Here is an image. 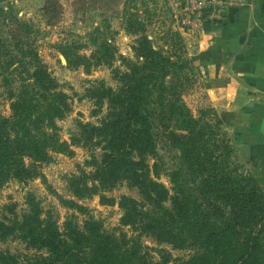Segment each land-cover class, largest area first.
I'll use <instances>...</instances> for the list:
<instances>
[{
	"label": "trees",
	"instance_id": "1",
	"mask_svg": "<svg viewBox=\"0 0 264 264\" xmlns=\"http://www.w3.org/2000/svg\"><path fill=\"white\" fill-rule=\"evenodd\" d=\"M56 3L44 0L48 21L55 17ZM15 26L10 40L21 59L0 62L5 91L0 95L9 102V115L0 113V190L11 180L35 179L50 152L70 153V146H81L90 152V171L69 178L70 194L76 199L98 195L100 204L112 205L104 192L125 182L139 199L119 197V224L137 234L115 236L94 220L81 227L67 221L61 234L28 194L21 215L0 220V241L17 237L36 253L21 259L0 251V264H264V190L252 175L231 168L233 150L217 114L209 108L193 116L183 103L179 73L188 62L155 50L140 35L133 48L136 61L123 59L125 70H115V89L102 82L85 89L97 112L103 105L107 111L97 124L79 123L68 143L57 135V121L71 109L68 97L36 50L21 45L29 27ZM111 51L102 46L95 55L75 61L64 50L62 54L70 66L88 71L111 58ZM159 137L171 142L180 160L167 173L170 189L158 182L155 162L149 163L158 156ZM66 204L79 208L73 201ZM141 236L191 253L172 261L160 251L152 262Z\"/></svg>",
	"mask_w": 264,
	"mask_h": 264
},
{
	"label": "rangeland",
	"instance_id": "2",
	"mask_svg": "<svg viewBox=\"0 0 264 264\" xmlns=\"http://www.w3.org/2000/svg\"><path fill=\"white\" fill-rule=\"evenodd\" d=\"M39 3L33 1L25 6L32 10L30 16H20L15 4L0 6V62L11 60L16 63L21 59L16 56L10 36L17 32L16 22L26 24L29 30L25 36L22 35L21 45L28 44L36 50L48 73L67 95L70 103L68 115L57 121V135L61 141L69 143L79 123L97 124L103 119L106 106L103 105L97 112L94 101L85 97V89L96 82L115 89V70H125L123 59L136 61L133 48L140 35L147 36L155 50L172 58L178 56L188 62V66L179 74L182 84L181 99L191 114L197 116L199 111L209 108L216 113L199 91L200 80L195 64L192 67L195 59L189 56L185 40H198V33L217 23H205L198 30L184 29L174 23L163 0H57L55 17L48 21L42 10L44 0ZM102 46H109L112 50L111 58L88 71L82 66H70L62 54L64 50L75 61L77 56L95 55ZM3 92L4 88L0 87V94ZM8 104L4 95H0L1 115H9ZM217 116L220 119L218 114ZM221 130L233 150L231 168L236 169L239 174L252 175L264 190V181L255 177L252 173L254 170L247 167L242 154L233 149L230 143L232 134L226 130L225 124ZM157 142L158 156L149 163L152 165L155 162L159 170L158 182L170 189L167 173L180 165L178 152L166 137H159ZM69 150L70 153L50 152L49 160L39 165V175L35 179L26 183L11 180L0 190V220L7 222L15 213L21 215L27 209L29 194L38 201L42 217L49 216L61 234L64 233L67 221L81 227L85 220H94L100 222L102 230L115 236H136L137 233L129 227L120 226L121 210L117 205L119 197L123 195L139 199L136 190L122 182L111 191L104 192L107 198L114 200L112 205L100 204L98 195L84 199L74 198L68 190V180L71 176L90 171V167L86 165L90 160V152L73 145ZM67 201H73L79 208L67 206ZM139 241L152 262L159 259L160 251L168 253L172 261L185 260L191 253L189 250L173 249L167 244H156L146 236H141ZM0 251L15 254L21 259L36 253L17 237L0 241Z\"/></svg>",
	"mask_w": 264,
	"mask_h": 264
},
{
	"label": "crops",
	"instance_id": "3",
	"mask_svg": "<svg viewBox=\"0 0 264 264\" xmlns=\"http://www.w3.org/2000/svg\"><path fill=\"white\" fill-rule=\"evenodd\" d=\"M33 1L41 2L0 0V6L15 4L20 16H30L25 6ZM248 1L250 7L229 9L198 40L185 42L200 93L232 134L233 149L264 181V0Z\"/></svg>",
	"mask_w": 264,
	"mask_h": 264
},
{
	"label": "built area",
	"instance_id": "4",
	"mask_svg": "<svg viewBox=\"0 0 264 264\" xmlns=\"http://www.w3.org/2000/svg\"><path fill=\"white\" fill-rule=\"evenodd\" d=\"M178 26L199 29L205 23L220 22L231 8L250 7L248 0H163Z\"/></svg>",
	"mask_w": 264,
	"mask_h": 264
}]
</instances>
